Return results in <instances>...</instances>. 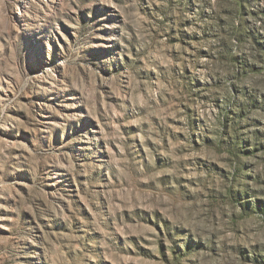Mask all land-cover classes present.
I'll return each mask as SVG.
<instances>
[{
    "label": "rangeland",
    "instance_id": "374dc122",
    "mask_svg": "<svg viewBox=\"0 0 264 264\" xmlns=\"http://www.w3.org/2000/svg\"><path fill=\"white\" fill-rule=\"evenodd\" d=\"M0 264H264V0H0Z\"/></svg>",
    "mask_w": 264,
    "mask_h": 264
}]
</instances>
